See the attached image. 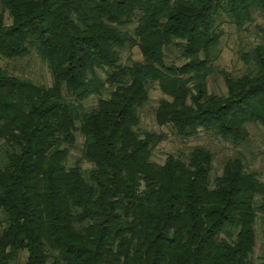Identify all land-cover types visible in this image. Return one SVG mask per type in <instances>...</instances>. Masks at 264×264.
Instances as JSON below:
<instances>
[{"label": "trees", "instance_id": "obj_1", "mask_svg": "<svg viewBox=\"0 0 264 264\" xmlns=\"http://www.w3.org/2000/svg\"><path fill=\"white\" fill-rule=\"evenodd\" d=\"M254 11L264 0H0V56L33 50L51 76L42 86L0 67V264L20 250L21 264H254L264 181L240 157L210 180L213 154L200 146L156 164L161 136L136 131L151 83L167 96L154 119L178 137L240 143L247 124L264 127V24L245 72L220 71L224 94L206 81L220 14L240 28ZM169 45L181 65L164 63ZM133 46L141 59L121 64ZM75 131L85 174L66 164Z\"/></svg>", "mask_w": 264, "mask_h": 264}, {"label": "rangeland", "instance_id": "obj_2", "mask_svg": "<svg viewBox=\"0 0 264 264\" xmlns=\"http://www.w3.org/2000/svg\"><path fill=\"white\" fill-rule=\"evenodd\" d=\"M252 21L246 22L243 27H236L225 13H221L217 22L219 31V43L211 50L212 73L207 76V88L211 93L218 95L226 92V84L220 71L238 76L245 72L247 64L243 61L242 55L249 52L256 44L261 42V36L257 26L264 24V12L254 11ZM5 24L9 23L6 14H3ZM203 56V54H202ZM141 56L135 46L125 47L120 52V63L126 64L129 61L140 60ZM163 61L165 64L174 63L181 65L183 60L179 57V50L174 45L164 49ZM0 67L9 74L27 79L34 84L49 86L51 76L46 65L39 59L33 50L20 58H4L0 56ZM101 73L100 77L103 78ZM107 84L105 83V88ZM107 89V88H106ZM107 96V90L101 91L98 95H92L81 100L84 110L96 105L100 97ZM66 100L70 98L63 95ZM167 98L162 94L155 83L148 85L147 102L138 109V123L136 131L139 135L143 132H153L160 135L161 139L151 145V160L161 164L167 155L180 156L185 158L194 147L200 146L208 149L212 154L211 168L209 171L210 180L221 174L224 163L236 157H240L245 165V170L253 172L258 179L264 181V127L259 123H249L246 126L247 136L243 142L236 143L215 135L210 131H199L196 136L181 138L172 133L168 127L159 125L154 119L155 107L160 98ZM82 137L78 131L74 132V142L69 148L66 164L72 165L77 162L83 169L84 174L90 168V164L81 156ZM264 256V236L261 230L259 219L255 225V246L251 255L254 264H258ZM26 257V252L20 250L17 256L8 264H21Z\"/></svg>", "mask_w": 264, "mask_h": 264}]
</instances>
